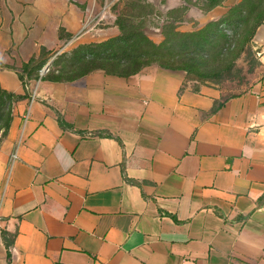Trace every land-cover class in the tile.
<instances>
[{
  "label": "crops",
  "instance_id": "crops-1",
  "mask_svg": "<svg viewBox=\"0 0 264 264\" xmlns=\"http://www.w3.org/2000/svg\"><path fill=\"white\" fill-rule=\"evenodd\" d=\"M54 11L0 0V90L20 97L0 129V264H264V16L257 75L225 95L155 64L23 81L7 65L56 51Z\"/></svg>",
  "mask_w": 264,
  "mask_h": 264
},
{
  "label": "rangeland",
  "instance_id": "rangeland-1",
  "mask_svg": "<svg viewBox=\"0 0 264 264\" xmlns=\"http://www.w3.org/2000/svg\"><path fill=\"white\" fill-rule=\"evenodd\" d=\"M217 1L209 8L208 0H53L60 22L56 51L7 66L32 81L44 74L73 80L94 69L129 73L155 64L182 71L191 88L212 84L236 94L258 72L252 33L264 16V0ZM212 10L213 17L203 19ZM132 32L136 38L125 49L132 57L108 59ZM41 57L48 61L42 73ZM4 123L2 117L0 129Z\"/></svg>",
  "mask_w": 264,
  "mask_h": 264
},
{
  "label": "trees",
  "instance_id": "trees-1",
  "mask_svg": "<svg viewBox=\"0 0 264 264\" xmlns=\"http://www.w3.org/2000/svg\"><path fill=\"white\" fill-rule=\"evenodd\" d=\"M208 1H209V4H208L209 8L214 7L218 3L217 0H208ZM135 38H136V34H134L132 32V33H129L128 35H126L125 37H123L122 39H120L121 46H118V48L116 50L117 51L120 50L121 52L117 53V52H115V49H112L111 54L107 56L108 59H111V58L115 59V58H118V57H120L124 61L126 59H130L132 57V54H130V52H126L125 49H128V47H130V45H128L127 42L130 41V40H134ZM137 39H138V37H137ZM126 43H127V45H126ZM123 46H125L126 48H123ZM117 55H119V56H117ZM135 71H137V70H133L131 72H135ZM19 79H21V77H19ZM231 95H233V94H231ZM17 98H20V97L19 96H14L11 93H7V92H5L3 90H0V120L2 119V117H5V123L2 126L3 130H2L1 136H3L5 134L6 127H7V122L9 120V118H10V116H9V105L14 99H17ZM217 106L218 105L213 107V109L216 108Z\"/></svg>",
  "mask_w": 264,
  "mask_h": 264
},
{
  "label": "built area",
  "instance_id": "built-area-1",
  "mask_svg": "<svg viewBox=\"0 0 264 264\" xmlns=\"http://www.w3.org/2000/svg\"><path fill=\"white\" fill-rule=\"evenodd\" d=\"M44 70H45V69H44V67H43V68L40 70V72L42 73ZM32 100H33V92L31 91V92H30V96H29V103H31ZM24 117H25V116H24Z\"/></svg>",
  "mask_w": 264,
  "mask_h": 264
},
{
  "label": "water",
  "instance_id": "water-1",
  "mask_svg": "<svg viewBox=\"0 0 264 264\" xmlns=\"http://www.w3.org/2000/svg\"><path fill=\"white\" fill-rule=\"evenodd\" d=\"M47 65H48V63L44 66V69H46L47 68Z\"/></svg>",
  "mask_w": 264,
  "mask_h": 264
}]
</instances>
